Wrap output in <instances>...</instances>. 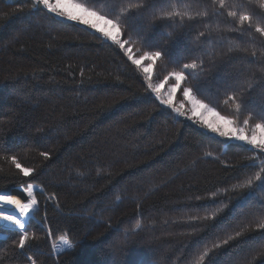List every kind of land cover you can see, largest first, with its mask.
<instances>
[{"label": "trees", "instance_id": "16d2710c", "mask_svg": "<svg viewBox=\"0 0 264 264\" xmlns=\"http://www.w3.org/2000/svg\"><path fill=\"white\" fill-rule=\"evenodd\" d=\"M18 3L23 12L16 11ZM29 6L30 0H0V155H18L36 171L25 178L0 160V192L32 183L58 199L39 195V213L28 228L34 239L25 250L13 244L16 231L0 229V264H30L29 256L37 264H173L177 257L180 264H194L192 249L215 229L188 243L181 235L188 229L175 223L181 215L177 209L190 195L231 186L243 176L240 169L203 159V153L213 151L229 163L246 153L156 108L135 67L96 39L98 34L43 9L29 14ZM147 23L131 26L146 29ZM216 23L224 27L222 17L212 20ZM201 31H207L201 22L186 21L183 28L157 22L145 37L167 49L171 61L184 63L200 54L193 49ZM232 35L213 32L204 48L222 53ZM174 66L161 62L158 68L165 73ZM241 70L257 72L239 59L217 56L201 77V87L214 98ZM253 101L264 104V90L257 88ZM221 110L231 111L223 105ZM42 151L50 153L48 160ZM261 196L257 191L243 207L233 199L217 226L235 223L233 216L264 218ZM138 221L143 230L135 229ZM65 233L76 246L54 255L51 245ZM262 240L264 233L253 232L220 249L211 264H243L260 251ZM254 264H264V256Z\"/></svg>", "mask_w": 264, "mask_h": 264}, {"label": "snow or ice", "instance_id": "6c2138e0", "mask_svg": "<svg viewBox=\"0 0 264 264\" xmlns=\"http://www.w3.org/2000/svg\"><path fill=\"white\" fill-rule=\"evenodd\" d=\"M38 9L46 10L59 20L83 26L91 34H98L96 39L118 50V54H122L142 76L150 102L158 109L167 110L169 118L176 123L188 121L202 133L218 138L217 142L242 148L246 153L235 163L221 159L210 150L203 153V159L218 161L225 168L240 169L243 176L231 186L190 195L177 209L181 215L175 223L188 229L181 233L188 237V243L210 228L215 229L212 237L192 249L189 259H194V264H211L212 257L220 249L243 241L253 232L264 233V218L249 220L233 216L235 223L217 226L225 210L232 206L233 199L243 207L252 203L257 191L264 193V104L256 105L253 101L256 89L264 90V0H30L28 13ZM24 10V5L18 3L16 11ZM219 17L224 19L223 28L220 23L212 24V20ZM144 20L148 21L146 29L132 28L133 21ZM186 21L189 24L201 22L207 29L196 37L198 47L193 52L200 54L187 62L171 61L167 49L151 45L146 40L145 31L154 28L157 22H170L183 28ZM213 32L233 34L222 53L215 48H204L208 42L205 38ZM168 35L171 36L172 32ZM217 56L239 59L242 64L253 65L259 75L257 72L246 74L241 70L231 78V82L224 83L222 90L218 89L214 98H209L200 80L206 76L210 63H214ZM161 62L176 65L166 71L162 79L154 76V70ZM178 94L182 97L179 104L175 102ZM221 105L230 107V113L225 114ZM209 116L212 118L209 119ZM40 155L45 160L50 158V153L46 151L40 152ZM0 160L10 163L25 178L36 171L22 163L18 155H0ZM77 175L83 176L84 173ZM22 191L26 201L11 194H0V221L6 222L5 229L16 231L18 239L13 244L21 251L29 247V241L34 239V234H30L28 228L39 213V195H44L48 201L58 199L55 194L46 193L44 188H40L39 193L34 192L32 183H27ZM230 193L237 195L230 196ZM224 197H228L227 202ZM122 199L121 196L116 197L117 202ZM258 203L264 208V196ZM5 206L9 207L6 209ZM261 216L264 217V212ZM143 228L138 221L135 229ZM135 229H126L125 232ZM48 236H53L51 230ZM58 241L51 245L53 253L57 255L76 246L67 233L61 234ZM258 247L260 251L243 264H254L257 256H264V240L259 242ZM28 260L30 264H37L31 256ZM173 264H180V258L177 257Z\"/></svg>", "mask_w": 264, "mask_h": 264}, {"label": "rangeland", "instance_id": "374dc122", "mask_svg": "<svg viewBox=\"0 0 264 264\" xmlns=\"http://www.w3.org/2000/svg\"><path fill=\"white\" fill-rule=\"evenodd\" d=\"M58 19V18H57ZM80 26V25H79ZM83 27V26H82ZM166 71H168V70H166ZM159 74H164L163 72H160V70H159V68H156L155 70H154V76L155 77H158V78H160V79H162V77H163V75H159ZM181 100H182V97L178 94L176 97H175V102L177 103V104H179L180 102H181ZM212 117L211 116H209V119H211ZM182 119V118H181ZM186 122H188V121H186ZM188 123H190V122H188ZM191 124V123H190ZM215 138V137H214ZM218 139V138H217ZM34 185V192H39L40 191V188L41 187H39L37 184H33ZM22 188L23 187H21V188H14V189H11V190H9V192H7V191H2V192H7L6 194H11V195H13V196H15V197H17V198H19V199H21L22 201H26V196H25V193L22 191ZM2 192H0V193H2ZM9 206H5V208L7 209ZM4 221H0V225H1V223H3ZM0 229H5L4 227H0ZM1 237V236H0ZM54 255H56L55 253H53Z\"/></svg>", "mask_w": 264, "mask_h": 264}, {"label": "bare ground", "instance_id": "6f19581e", "mask_svg": "<svg viewBox=\"0 0 264 264\" xmlns=\"http://www.w3.org/2000/svg\"><path fill=\"white\" fill-rule=\"evenodd\" d=\"M5 194V193H4Z\"/></svg>", "mask_w": 264, "mask_h": 264}]
</instances>
